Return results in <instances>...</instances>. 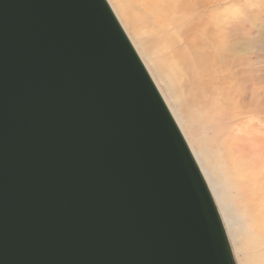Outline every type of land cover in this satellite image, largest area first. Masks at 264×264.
I'll return each mask as SVG.
<instances>
[{"label":"water","instance_id":"95a60500","mask_svg":"<svg viewBox=\"0 0 264 264\" xmlns=\"http://www.w3.org/2000/svg\"><path fill=\"white\" fill-rule=\"evenodd\" d=\"M0 264H237L107 0H0Z\"/></svg>","mask_w":264,"mask_h":264},{"label":"bare ground","instance_id":"6f19581e","mask_svg":"<svg viewBox=\"0 0 264 264\" xmlns=\"http://www.w3.org/2000/svg\"><path fill=\"white\" fill-rule=\"evenodd\" d=\"M108 1L114 13L118 16L117 19L122 24L121 26L131 34L139 49L131 40L134 47L136 50H140L141 54H146L148 47L140 45L141 30L143 28L140 22L142 24L144 21L150 23L155 29L153 32L158 33V39L166 44L162 49L156 50L153 48L150 54H147L144 58L155 75V80L161 86L167 81L170 83L169 93L174 103L181 98V88L189 68H197L199 71H203L205 61L215 65L218 62L217 59L226 62V59L229 58L231 49L227 45L228 31L235 26L237 28L238 19L236 13H230L229 9L225 10L226 8H223L228 4L227 0H218V11L213 9V5L216 4L215 0ZM134 3L137 13L134 12L135 10L132 7ZM215 29L222 31L223 39L221 42L216 39ZM233 31H236V29H233ZM175 32H178L180 36L177 37L173 45H169V38ZM200 38H205L210 43L207 54L200 52V48L203 46L199 40ZM244 38V34H240L238 37L241 41ZM252 42L257 45V38L254 37ZM171 48L181 51V57L168 60L165 52L168 49L171 50ZM238 53H242L241 46L238 48ZM214 72L213 70L210 74H214ZM227 75L228 73L225 76ZM227 78L229 79L228 76ZM221 81L223 83L222 100H220L212 86H208V83L196 81L192 85L195 87V93L189 94L187 97H192V105L196 107L198 115L193 114L192 117H189L190 124L188 125L184 123V126L180 125L167 101L166 104L181 128L208 183L205 167H202L198 157H200L203 164L207 163L209 168H211L210 160L204 156L197 139L193 137L192 127L196 122L211 119L215 128L223 131L222 146L209 152V154L214 158L213 163L215 167L219 168L229 191H235V196L232 198L241 208V215H243L247 227L257 228L262 232L264 229V147L262 146L264 132L255 126V123L261 121L259 119L261 115L254 116L258 114L257 108L255 112L250 113L245 110V101L242 98L241 90L235 86L234 82L222 79V77ZM202 84L203 86L207 85L209 88L208 94L199 91L198 87ZM164 100H166L165 97ZM221 105L224 106V109L221 108ZM252 116L255 118H250ZM212 123H206L203 127L211 130L213 128ZM211 193L215 203L217 202L216 205H219L212 189ZM223 223L225 225L227 221L223 220ZM253 239L260 244H264L263 238ZM240 248L241 253L245 256L243 264H264V252L252 259L248 256L250 251L248 246L240 245Z\"/></svg>","mask_w":264,"mask_h":264},{"label":"rangeland","instance_id":"374dc122","mask_svg":"<svg viewBox=\"0 0 264 264\" xmlns=\"http://www.w3.org/2000/svg\"><path fill=\"white\" fill-rule=\"evenodd\" d=\"M227 2L228 4L223 8H226L225 10L229 9V12L231 11L230 13H236L238 19L237 28L236 26L233 28L236 29V31H233V29H230L228 31L227 45L231 49L229 58L226 59V62L217 59L218 62L215 65H212L208 61H205L203 71H199L197 68H189L187 71V75L184 77V83L181 88V98L177 99L176 103L172 101L171 95L169 93L170 83L167 81L161 86V84L155 80V75L148 67L147 62L144 58L147 54H150L153 48L158 50L166 46V44L158 39V33L153 32L155 30L154 27L150 23H145V21L143 22V24L140 22L141 26L143 27L141 30L140 45L142 47H148V49L146 50V54H141L140 50H138L139 47L135 44L131 34L126 32L127 30H125V32L128 37H131V39L129 37L130 41L132 40L136 48H138L137 50L139 51L140 55L138 52L137 53L139 57L142 59L147 70L149 69V74L151 73L150 75H152L151 77L153 81L159 89L162 97H165V102L167 101V103L169 104L180 125L182 124L184 126V124H190L189 117H192L193 114L198 115L196 107L192 105V97H187L189 94L195 93V87L192 85H194L196 81H204L209 84L208 86H212V88L217 92L220 100H222V77V79L234 82L235 86L240 88L242 98L245 101V110L248 113L255 112L257 108L258 114L259 112L260 114L254 116L256 117L261 115L259 117L261 121L259 123H255V126L259 127V129L264 132V0H227ZM215 3L216 4L213 5V9L215 11H218L219 1L215 0ZM132 7L135 10L134 12L137 13V10L135 9V3ZM142 33H144V35H142ZM240 34H244L245 36L244 40L242 41L238 39ZM215 35L218 42H221L223 39L222 31L215 29ZM178 36H180L178 32H175L173 35H171L168 42L169 45H173ZM254 37L258 40L257 45L252 42V39ZM199 40L203 45L200 48V52L203 54H207L210 49L209 41L205 38H200ZM238 45L241 46V54L238 53ZM165 55L168 60L172 58L176 59L181 57L182 52L178 51L177 49L171 48V50H166ZM213 70L215 71L214 74H210V72ZM227 73L229 79L227 78V76H225ZM198 89L203 94H208L209 92V88L207 87V85L203 86L202 84L198 87ZM221 108L224 109V106L221 105ZM180 111H182V113H180ZM254 116L250 118H255ZM206 123H212L211 119L199 121V123L196 122L195 124H193L192 128L194 132L192 133H194L193 137L197 139L198 145L201 148L204 156L207 157L208 160H210V167L213 169V171L211 168H209L207 163H202L200 157L197 156L198 153H194L197 154L196 156L198 157V160L200 161L202 167H205V173L210 185L208 182L207 184L210 190H213L218 200L219 205L217 204V208L219 209L221 218L222 220L227 221V223L225 224V229L227 231V235L229 237V241L231 243V247L233 249V254L235 256L237 264H243L245 256L243 253H241L240 245L248 246L250 248L248 256L254 259V257H257L261 252H264V244L256 242V240H254L253 238L264 239V229L261 232V230L257 228L247 227L243 215H241V208L237 205V202L235 203L232 198L233 196H235V191H229L223 176L220 174L219 168L217 166L215 167L213 163L215 161L214 158H212L209 154V152H212L222 146L223 131L221 129H216L213 123V128L211 130L206 129L205 127H203ZM183 126L182 129L185 133V129L183 128ZM262 146L264 147V141L262 142ZM258 218H260V216H258Z\"/></svg>","mask_w":264,"mask_h":264}]
</instances>
